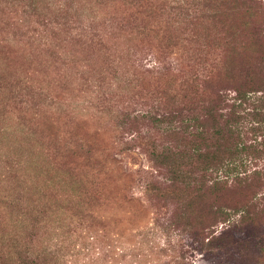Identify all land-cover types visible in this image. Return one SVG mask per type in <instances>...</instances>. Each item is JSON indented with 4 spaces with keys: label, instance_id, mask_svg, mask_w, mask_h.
<instances>
[{
    "label": "rangeland",
    "instance_id": "1",
    "mask_svg": "<svg viewBox=\"0 0 264 264\" xmlns=\"http://www.w3.org/2000/svg\"><path fill=\"white\" fill-rule=\"evenodd\" d=\"M205 154L202 205L253 207L215 260L258 255L264 0H0V264H196Z\"/></svg>",
    "mask_w": 264,
    "mask_h": 264
},
{
    "label": "trees",
    "instance_id": "2",
    "mask_svg": "<svg viewBox=\"0 0 264 264\" xmlns=\"http://www.w3.org/2000/svg\"><path fill=\"white\" fill-rule=\"evenodd\" d=\"M236 94L237 96L235 98L239 105L247 102L248 98L246 97V91L237 90ZM215 100L217 99L214 98V101ZM206 112L210 117H212L215 113V106H211L210 103L206 108ZM168 114L169 115H167V117H176L174 112H168ZM253 114L258 115V112H254ZM199 160L206 163V165L202 168L200 186H198L196 189H188L196 194L195 197L197 202H199V206L196 205L195 207L191 208L192 206L188 205L187 210L189 211V216H187L186 219L189 224L191 223V218L194 220V222L201 223L205 219V214L203 213L208 212L207 220H210L211 223L214 222L213 225L220 222L222 224V228L217 231L216 234L212 232L207 237H196L199 234V231L198 229L193 228L191 230L192 241L189 244V248L198 254L196 264H221V261L215 260L217 256L215 253L219 252V249L223 247H229L232 249L235 243L239 245L241 242L243 243L246 241V239L242 238L244 233H242L241 230H244L245 225L249 224V222L250 224L247 226L253 224L251 222L253 221L252 217H250L253 207L251 206L252 203L248 205V202H241L237 196L235 197L238 199H236V201L232 204H229L226 209H223L220 205H216L214 208L211 206V204L202 205L205 197L202 194V186L207 183V181L210 193L213 192L215 195L218 193L219 197H222L219 185L220 183H225V179H227L229 174V166H225V170L227 172L226 174L224 173V168L221 167L223 164L218 165L222 161L219 157L205 154L204 156H201ZM219 166L223 170L221 175H217L215 173ZM191 176V170L178 171V173L176 172L174 175V180L179 179L180 182L186 183L191 179ZM233 180L238 184L240 183L237 175L233 177ZM238 189L240 190V187H238ZM223 224L225 225L223 226ZM255 243L256 239L254 238L253 245ZM251 248L254 249V247ZM233 249L237 250V247L235 246ZM225 264H264V249L259 248L258 255L256 254L255 256H250L249 259L240 256L237 253V258L235 257V261L233 259L232 261L225 260Z\"/></svg>",
    "mask_w": 264,
    "mask_h": 264
}]
</instances>
